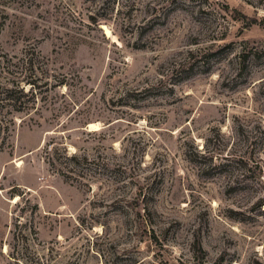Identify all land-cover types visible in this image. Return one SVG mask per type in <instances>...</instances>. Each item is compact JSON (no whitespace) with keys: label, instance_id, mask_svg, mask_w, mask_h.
<instances>
[{"label":"rangeland","instance_id":"obj_1","mask_svg":"<svg viewBox=\"0 0 264 264\" xmlns=\"http://www.w3.org/2000/svg\"><path fill=\"white\" fill-rule=\"evenodd\" d=\"M26 59L0 264H264V0H0Z\"/></svg>","mask_w":264,"mask_h":264},{"label":"trees","instance_id":"obj_2","mask_svg":"<svg viewBox=\"0 0 264 264\" xmlns=\"http://www.w3.org/2000/svg\"><path fill=\"white\" fill-rule=\"evenodd\" d=\"M22 65H23L21 66L22 71L15 76L22 78V76L24 77L25 75V77L22 80H20V78H16L10 83L0 82V125L6 122L7 123L6 127L8 132L10 131L9 123H11V125L15 124L13 114L23 113L29 109L30 106L29 103L31 101V99L29 98L30 94L34 96L35 89L37 88L36 82H34V80H29L36 75L37 72L36 65L32 62L31 59L28 60L26 59L25 61H23ZM22 82L26 85H32L31 89L34 90L30 92H25V88L23 87ZM8 106L11 107L10 111L5 110L6 107ZM4 114L11 115L12 118L7 119L6 121L5 118L3 117ZM48 159H49L48 163L50 164V166L54 167L57 164V160L53 158H48ZM66 159L70 162H73L76 165L80 164L77 155H71V156L66 155ZM61 173L66 178L70 177L62 171Z\"/></svg>","mask_w":264,"mask_h":264},{"label":"bare ground","instance_id":"obj_3","mask_svg":"<svg viewBox=\"0 0 264 264\" xmlns=\"http://www.w3.org/2000/svg\"><path fill=\"white\" fill-rule=\"evenodd\" d=\"M107 36L109 37L110 36V32L109 31H107ZM91 128H97V125H91ZM18 200V198H16V200L15 201H17Z\"/></svg>","mask_w":264,"mask_h":264}]
</instances>
